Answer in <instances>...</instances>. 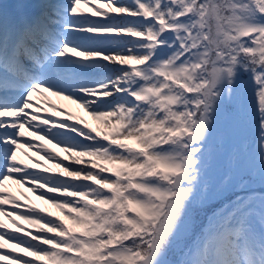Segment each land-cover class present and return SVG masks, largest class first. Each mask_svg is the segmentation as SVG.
<instances>
[{
	"label": "snow or ice",
	"instance_id": "1",
	"mask_svg": "<svg viewBox=\"0 0 264 264\" xmlns=\"http://www.w3.org/2000/svg\"><path fill=\"white\" fill-rule=\"evenodd\" d=\"M97 32L134 39L105 51L87 44ZM49 96L96 126L68 123ZM4 117L0 217L13 230L0 248L19 254L0 260L264 264V0H0ZM22 148L51 167L25 165ZM6 181L60 215L21 205Z\"/></svg>",
	"mask_w": 264,
	"mask_h": 264
},
{
	"label": "bare ground",
	"instance_id": "2",
	"mask_svg": "<svg viewBox=\"0 0 264 264\" xmlns=\"http://www.w3.org/2000/svg\"><path fill=\"white\" fill-rule=\"evenodd\" d=\"M4 2L5 3H12L13 0H4ZM62 2L67 3L66 0H62ZM91 7H96V5L95 6L94 5L93 6L91 5ZM83 14H84V17L85 18H87L89 20H92V21H96L95 19H93V18H95V16H91L88 8H84L83 9ZM89 17H91V18H89ZM97 34L98 35H102V34H104V32L89 33L88 35L89 36H96ZM100 41L101 40H99V42ZM87 44L90 47H94V48H98V49H101L102 50V45H94V43H92L91 41L87 42ZM34 102L40 104L42 107H46V105L44 104L43 101H36L35 98H34ZM48 103L51 104V101L48 100ZM57 105H61V106H63V108H69L70 112H68V113H71V115L73 116L74 119L73 120H69L68 123H73V121L76 120V119H84V120L88 121V123L90 125H94L95 124L91 120V118L89 116H87L83 112V110L82 109H79L76 105L70 104L68 101H65V100H62V99H57L56 106ZM28 111L30 112L32 110L29 109ZM74 112L77 113V114H74ZM49 113L51 114V108H47V111H43L42 110L38 115L41 118H46V117H49V115H48ZM50 117H51L52 120H61V119H63V117L60 115V113H56L55 114V117L51 114ZM1 119H12V118L4 117V118H1ZM34 123H38V121L37 122H34ZM74 123H75V121H74ZM42 127H47V126H42ZM54 131H61V130L54 129ZM22 138H26V139L30 140L31 143H34L37 146H39V145H45L47 148L53 150L52 151L53 153L64 154L63 152H60V149L58 147H53V144L47 143L46 140H37V139H35L33 137H29L27 135V132L25 133V136L22 137ZM18 157H19V159H21V160L24 161V164L25 165L32 164L34 160H39L40 163H43L46 166L51 167L50 164H48L46 161L40 160V157L36 156L34 154V152L32 150L28 149V148H22L20 150V152L18 153ZM29 157H31V159H29ZM29 170L30 171H35V172H39L40 171L37 168H31ZM58 171H59L58 169H53V173H56ZM28 187H29L28 185L15 184L12 181H6L5 182V188L7 189V191L10 192L13 196L17 197V200L20 201L21 204H24L26 201H29V202L35 203V204H37L39 206L48 205V204L43 203V201L38 200L36 198V194L32 193L31 191H28ZM23 194L29 195L30 198L25 199V197H24ZM3 207L6 210H10V206L9 205H4ZM17 210H21V212H22V211H24V208L22 207V208H19V209L14 210V211L17 212ZM0 219H2L3 222L8 225V228L7 229H0V232H2V231L12 232L13 225L9 222V219L7 217H0ZM18 223H22L24 225V227L26 228V225H25V222L24 221L19 220ZM16 235H18V234H16ZM5 245H10L11 246V244H8V243H6ZM5 245H4V247H5ZM4 247L3 248H0V251H3L4 250Z\"/></svg>",
	"mask_w": 264,
	"mask_h": 264
},
{
	"label": "rangeland",
	"instance_id": "3",
	"mask_svg": "<svg viewBox=\"0 0 264 264\" xmlns=\"http://www.w3.org/2000/svg\"><path fill=\"white\" fill-rule=\"evenodd\" d=\"M66 2H67V0H66ZM101 2H105V0H101ZM129 2H130V0H117V4H127ZM101 10L103 11V9H101ZM110 15L116 16L117 20L120 19V16H117V14L112 13ZM93 19H95L99 23H107L108 22L102 16H95V18H93ZM128 19H131V18H128ZM100 36L102 37V39H100L101 40L100 42L97 40H93L92 42L94 43V45H102V50H105V51H110L112 49H115L117 47V42H120L122 40L134 39L131 37L117 36L115 33H104L103 35H100ZM94 126H96V125L94 124ZM59 155L64 156V154H59ZM64 163H67V161L65 160ZM23 195H24V197H27V199L30 198L29 195H27V194H23ZM20 204H21V202H20ZM21 205L28 206V207L34 206L36 208L43 209L45 213L51 212V213H53V218L57 215H60L59 212L56 209L52 208L50 205L39 206V205H37L35 203H31L29 201H26L24 204H21ZM17 212H21V210H17ZM18 221L19 220H17L16 222L18 223ZM18 224H20L23 228H25L22 223H18ZM25 225H26L25 229H28L29 231H32L33 233H35V229L39 227L38 225H30V224H27L26 222H25ZM15 234H18L20 236L23 235L22 233H15ZM5 253H8L10 255H18L19 249L12 250L10 245H5L4 250L0 251V255H3ZM0 264H8V261L1 260Z\"/></svg>",
	"mask_w": 264,
	"mask_h": 264
}]
</instances>
